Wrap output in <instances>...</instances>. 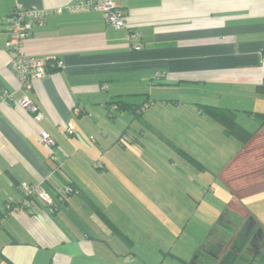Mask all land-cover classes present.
<instances>
[{"label":"crops","instance_id":"1","mask_svg":"<svg viewBox=\"0 0 264 264\" xmlns=\"http://www.w3.org/2000/svg\"><path fill=\"white\" fill-rule=\"evenodd\" d=\"M115 1L127 27L85 8L64 9L36 25L23 48L48 57L50 69L24 90L10 69V11L17 2L53 9L76 0H0V264H154L149 238L162 252L159 226L173 199L155 188L153 155L135 157L138 144L132 137L124 143L125 136L151 124L169 133L174 124L166 117L184 131L178 116L202 113L204 103L253 117L264 112L257 90L264 82V0ZM132 31L139 33L133 42ZM6 93L14 100L5 101ZM25 95L38 112L18 103ZM118 100L129 106L118 108ZM42 133L55 143L46 145ZM261 134L264 127L246 147L236 139L237 154L219 172L232 192L228 206L239 214L251 212L241 198L264 185L244 190L240 180L236 188L237 178L230 185L225 174ZM69 183L80 192L61 194ZM26 185L42 189L54 205L38 195L24 204Z\"/></svg>","mask_w":264,"mask_h":264},{"label":"rangeland","instance_id":"2","mask_svg":"<svg viewBox=\"0 0 264 264\" xmlns=\"http://www.w3.org/2000/svg\"><path fill=\"white\" fill-rule=\"evenodd\" d=\"M161 117L164 118V116ZM237 118L250 130H255L257 126L255 124H258V119L249 114L238 113ZM178 119L184 122V131L166 117L164 121L168 125L174 124L169 133L163 126L151 124L142 126L135 136L126 135V140L129 141L124 140L126 144L132 140L138 144V150L134 152L135 157H149L150 153L153 155V166L156 173L160 174V178L156 179L155 188L165 193L169 192L173 199L165 220L159 226L160 232L164 235L165 247L162 252L158 251L159 245L156 238H149L148 246L154 251V257L150 259L154 264H192L197 251L203 245H211L207 247V250L216 252L217 241L222 239L228 242L229 236L233 235L236 229L235 226L234 231L233 228L215 229L214 237L210 242V234L218 221L223 216L234 223H236L235 220H240L239 215L231 211L228 206L232 199V192L219 176V172L227 165V162L237 154L240 143L235 137L224 132L220 122L204 112H196L190 118L181 115ZM138 120L140 123L141 119ZM149 133L157 138H152ZM261 136L263 137L264 134ZM262 141L264 137L258 138L251 146L250 153L245 151L241 155L242 161L248 158L245 167L240 169L243 164L241 160L237 164L240 167L237 166V169L235 167L237 179L233 183L236 188L240 180L245 187L244 190L247 187L250 188V185H264ZM162 142L170 147L174 158H170L168 148L163 146ZM165 158L167 161H164ZM247 166L254 169L251 168V171L247 173L246 170L249 169L246 168ZM246 173L248 177L244 179L243 175ZM168 185L176 190V194ZM241 202L264 226V190L243 196ZM235 225L238 226L237 223ZM256 245L253 247V244H250L251 253H245L248 258L242 262L243 264L252 262L255 258L253 255L259 253L256 251L262 248V242ZM209 262L213 260L210 258ZM253 264L261 263L260 260H256Z\"/></svg>","mask_w":264,"mask_h":264},{"label":"built area","instance_id":"3","mask_svg":"<svg viewBox=\"0 0 264 264\" xmlns=\"http://www.w3.org/2000/svg\"><path fill=\"white\" fill-rule=\"evenodd\" d=\"M99 9L104 11L108 23L116 28L127 27L128 19L122 7L115 0H76L75 4L67 5L53 9L24 7L20 2H17L11 13L6 18L8 24V50L10 53V69L20 80L21 87L28 90L33 86L35 80L42 79L48 73L49 59L43 55H30L25 52L23 46L25 39L31 34L36 25L43 24L49 15L62 12L64 9ZM139 37V33L132 31L130 41L132 42ZM136 49H140V43H133ZM57 64H61L58 61ZM5 101H13L11 94L4 95ZM18 103L25 109L31 112H38L39 107L27 95H25ZM75 111H79L78 108ZM68 134L74 133L73 125H69L66 129ZM42 141L51 146L55 143L54 139L47 133H42ZM26 198L24 204L28 205L31 202V197L38 195L42 200L49 205H54L53 198L35 185H26L24 187ZM70 191V187L63 188L62 192Z\"/></svg>","mask_w":264,"mask_h":264},{"label":"trees","instance_id":"4","mask_svg":"<svg viewBox=\"0 0 264 264\" xmlns=\"http://www.w3.org/2000/svg\"><path fill=\"white\" fill-rule=\"evenodd\" d=\"M50 61L51 60L49 59V62ZM49 69H50V63L48 65V70ZM257 90L261 93H264V82L257 85ZM116 104L118 108L129 106L128 103H125L123 100H118ZM199 108L202 112L211 116L214 120L220 122L224 128V132L227 135L233 136L237 140H239L242 143L243 147H246L247 145L252 143L257 137L259 130L264 127V112L255 111L251 113V114H254V116H256L259 119L260 124H259L258 129L250 130L238 121V118H237L238 114H237V111L234 109L222 107L218 105H213V104H205V103L200 104ZM141 116H142L141 114H138V117H141ZM259 137L263 138L264 136L262 137L260 135ZM250 148L251 146L244 148L243 152L247 151V153H250ZM262 151L264 152V147ZM241 155L237 158L236 163H234V165L228 168V171L225 174V179L229 183L230 181L236 178L235 177V167L237 169V166H238L237 164L241 160L240 159ZM247 158L248 157H246V159ZM246 168H249V166H247ZM251 168L254 169V167H250L249 169L246 170V172L251 171ZM69 187H70V191H69L70 193L80 192L77 186L74 185L73 183H69ZM250 187H252V185ZM255 188L258 189L257 186ZM233 189L235 192L236 189L234 187ZM235 197L236 199L239 198L237 195ZM230 210L236 213L237 215H239L243 219V222L238 224V226H236L235 225L236 223L232 222L226 216L221 217V219L218 221V223L212 230V233L210 234L211 236L209 239L210 242L212 238L214 237L215 229H232L235 226L236 227L235 231L233 228V231L235 233L229 236V239L227 240L228 242L222 241V239H220L219 242L217 241L218 247H217L216 252L214 253L207 250V247H210L211 245L210 246L203 245L202 247H200V249L197 251L195 255V258L192 264H217V260L219 261L218 264H243L242 262L244 260H247L248 258L247 254H245L246 251H244V247L249 243V241H251L252 236L255 234V232L257 233L258 231H260L261 234L264 236V227L261 226V224L259 223V221L257 220V218L254 216L253 213L243 212L242 214H239L237 213V211H235L232 208H230ZM109 222L112 223L111 221ZM229 241L232 243L231 245ZM217 243H215V245H217ZM256 252H259V251H256ZM208 257L209 259L211 258L213 262L210 263ZM256 260H260V263L264 264V249L263 251L261 250L258 253V259Z\"/></svg>","mask_w":264,"mask_h":264},{"label":"flooded vegetation","instance_id":"5","mask_svg":"<svg viewBox=\"0 0 264 264\" xmlns=\"http://www.w3.org/2000/svg\"><path fill=\"white\" fill-rule=\"evenodd\" d=\"M253 238L251 239V241H249V243L244 247V251H246L245 253H247V254H249V253H251V250H250V244H253V247L255 246H257L256 244L258 243V244H260L261 242H262V248H259V252L262 250L263 251V249H264V236L261 234V232L260 231H258L255 235H253L252 236ZM230 242V241H229ZM232 243L230 242V245H231ZM253 257H255V258H253L254 260L251 262V263H249V264H253L254 262H255V260L256 259H258V254H254L253 255ZM218 260H217V264H218Z\"/></svg>","mask_w":264,"mask_h":264}]
</instances>
